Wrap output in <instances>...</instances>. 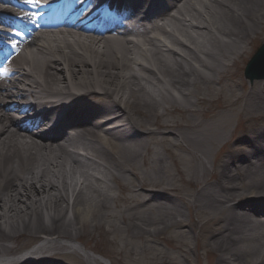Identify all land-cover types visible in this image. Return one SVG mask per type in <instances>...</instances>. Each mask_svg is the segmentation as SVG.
Masks as SVG:
<instances>
[{"label": "bare ground", "instance_id": "obj_1", "mask_svg": "<svg viewBox=\"0 0 264 264\" xmlns=\"http://www.w3.org/2000/svg\"><path fill=\"white\" fill-rule=\"evenodd\" d=\"M112 2L74 10L75 42L49 45L40 30L10 83L0 76V264H74L67 250L107 264L77 241L89 226L132 255L127 244L146 238L151 264H264V80L239 74L264 42V0H125L128 34L81 32L85 9L101 19ZM35 17L32 28L47 25ZM216 79L231 92L195 94ZM179 109L198 120L165 117ZM132 177L139 192L115 212L110 181ZM26 236L39 240L19 247Z\"/></svg>", "mask_w": 264, "mask_h": 264}, {"label": "rangeland", "instance_id": "obj_2", "mask_svg": "<svg viewBox=\"0 0 264 264\" xmlns=\"http://www.w3.org/2000/svg\"><path fill=\"white\" fill-rule=\"evenodd\" d=\"M246 65L247 63H245L244 68L242 67H240V69L238 68L240 70L239 74L241 75L242 79H243V76L244 78H246L245 77ZM247 84L250 86L249 82ZM212 86L213 88H211ZM242 89H243L242 85L237 86V94L241 93ZM221 91H224L225 94H229L231 92V87L227 84H222V82L220 83V79H216L213 84L205 83L201 85L200 87H197L195 89V94L199 96L203 94L204 97H209V96L214 97L218 94V92H221ZM203 106L204 107L201 109L200 112L205 114L206 112H209V111H215V109H218L220 105H219V102L215 101V102H208V104H205ZM161 110L159 112H161ZM181 113L182 112L179 109L174 114L167 113L165 117H169L171 119L177 118L178 120H185L188 118H190L191 120H198L197 118L199 117V115H197L196 113L194 114L193 111L183 112V115H181ZM151 140H152V145L154 147L162 149L161 146L157 143V141L153 139ZM144 170L147 171V166L144 164V161L140 159V161L138 162V171L144 172ZM172 171L175 172L174 165H172ZM110 182L113 186V189L111 190V192L112 194L115 195V198H116L115 199L116 202L112 201V205H111L112 208L114 209L115 212H121V211L127 210L132 205V203L125 202L122 199V197L126 196L129 199L134 194H137V192H139L137 178L135 177L129 178V181H128L129 188L126 187V184H127L126 180H122L121 182L116 181V180L115 181L111 180ZM122 183L124 184V186H122ZM142 193H144V190H142ZM147 208L148 207H145V209ZM141 209H143V207L142 208L138 207V210H141ZM134 211L137 212L136 210ZM116 218L120 223H122L119 215ZM89 229L93 231L91 227L89 226L87 230L88 232L87 231L86 233L83 232L84 235H82L80 240H77L78 243L83 245L86 250L91 251L95 253L96 255L101 256L102 258H105L108 262L107 264H151L150 261L148 260L150 256L153 254V251L148 248V243L146 242V238H136L133 241V243L127 244V249L129 250L132 249L133 251H135V253H133L132 255L126 252L128 250H125V249L122 250L119 246H117L116 244H113L111 242V236L109 235L108 232H105L103 229H98V230L93 231L92 233H89L90 232ZM38 240H39V237L32 238L30 236L29 237L26 236L20 240L21 244L19 245V247H23V248L29 247ZM120 243L122 246L123 242L120 241ZM146 243H147V247H145ZM193 245H194L193 240L192 241L190 240V246H193ZM157 246L159 247V250H162V251L164 250L166 253H168L167 254L168 256H171V255L174 256V255L179 254V252L176 249H173L169 245H166L163 243H157ZM63 254H65L67 258L69 259L71 258L72 261H75L74 264H89V262H87L82 257V253L80 252H76L73 250H67V251H64ZM190 256L193 257L194 259H197V256L195 255H190ZM199 262L200 264H215L216 257L215 256L209 257V256L202 255Z\"/></svg>", "mask_w": 264, "mask_h": 264}, {"label": "snow or ice", "instance_id": "obj_3", "mask_svg": "<svg viewBox=\"0 0 264 264\" xmlns=\"http://www.w3.org/2000/svg\"><path fill=\"white\" fill-rule=\"evenodd\" d=\"M29 2L31 3V2H34V0H29Z\"/></svg>", "mask_w": 264, "mask_h": 264}]
</instances>
